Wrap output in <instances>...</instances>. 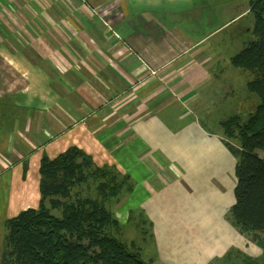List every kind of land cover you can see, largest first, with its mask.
<instances>
[{
  "label": "crops",
  "instance_id": "obj_1",
  "mask_svg": "<svg viewBox=\"0 0 264 264\" xmlns=\"http://www.w3.org/2000/svg\"><path fill=\"white\" fill-rule=\"evenodd\" d=\"M254 1L3 0L0 235L39 207L43 158L76 147L141 190L158 264H264V233L230 219L238 160L199 113L240 71Z\"/></svg>",
  "mask_w": 264,
  "mask_h": 264
},
{
  "label": "trees",
  "instance_id": "obj_2",
  "mask_svg": "<svg viewBox=\"0 0 264 264\" xmlns=\"http://www.w3.org/2000/svg\"><path fill=\"white\" fill-rule=\"evenodd\" d=\"M251 12L255 38L231 58V63L255 72L247 87L259 102L247 120L235 115L223 120L221 126L230 139L226 145L238 160L236 202L230 219L242 233L259 236L264 233V0H255ZM87 171L119 174L108 166H96L90 155L76 147L55 159L43 158L40 205L7 220L1 264H150L141 252L130 249L112 233L119 222L106 201L79 200L64 208L61 215L46 206L50 194H67L76 180L86 179ZM118 193L119 189L106 192L102 185V198L114 199Z\"/></svg>",
  "mask_w": 264,
  "mask_h": 264
},
{
  "label": "rangeland",
  "instance_id": "obj_3",
  "mask_svg": "<svg viewBox=\"0 0 264 264\" xmlns=\"http://www.w3.org/2000/svg\"><path fill=\"white\" fill-rule=\"evenodd\" d=\"M2 3L3 0H0V4ZM249 20L244 19L243 23H247ZM234 29L235 27H232L228 31H233ZM244 36V38L241 37L239 41H236L238 42L236 48L240 46V50L244 47L245 42L248 43L249 39L255 38L252 32ZM232 66L237 68L236 70H240L238 71L239 73H234L233 76H230L231 78L228 76L218 78L213 85L218 91L208 97V108L199 111L203 122L210 129L221 128L224 131L221 124L212 123L210 119L212 114L216 119L220 116L228 119L231 116L239 115L245 121L254 107L252 105L256 106L259 102L258 97L247 89V82L255 78V72ZM15 77L13 71H8L7 67L0 61V86L8 85V79L15 80ZM248 98L251 99L249 100ZM124 179V176L116 173L96 172L93 174V172L87 171L86 179L80 178V180H76L74 184L68 187L67 194H50L46 199V206L53 213L61 215L60 213L63 212L64 208L76 204L79 200L106 201L107 207L113 211L115 218L119 222V228L114 227L112 233L119 235L130 249L134 250L136 246L142 248L143 252L141 251V255L147 262L158 264L150 234L151 227L149 221L140 210L141 190H138L130 179L123 181ZM103 184L106 192L112 189H119L117 194L119 196L114 199L102 198ZM123 231H125V234L121 233ZM5 234L6 226L4 227V232L0 235V264L5 248Z\"/></svg>",
  "mask_w": 264,
  "mask_h": 264
}]
</instances>
